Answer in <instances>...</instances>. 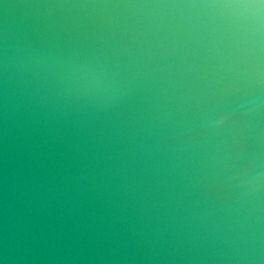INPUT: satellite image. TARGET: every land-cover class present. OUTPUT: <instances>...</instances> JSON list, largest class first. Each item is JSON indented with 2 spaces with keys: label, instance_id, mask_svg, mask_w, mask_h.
Segmentation results:
<instances>
[{
  "label": "water",
  "instance_id": "95a60500",
  "mask_svg": "<svg viewBox=\"0 0 264 264\" xmlns=\"http://www.w3.org/2000/svg\"><path fill=\"white\" fill-rule=\"evenodd\" d=\"M0 264H264V0H0Z\"/></svg>",
  "mask_w": 264,
  "mask_h": 264
}]
</instances>
